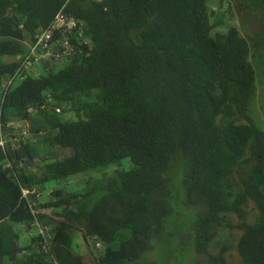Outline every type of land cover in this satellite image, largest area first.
I'll list each match as a JSON object with an SVG mask.
<instances>
[{
  "label": "trees",
  "instance_id": "16d2710c",
  "mask_svg": "<svg viewBox=\"0 0 264 264\" xmlns=\"http://www.w3.org/2000/svg\"><path fill=\"white\" fill-rule=\"evenodd\" d=\"M243 3L264 16V0ZM208 5L0 0V136L18 140L0 145V264H86L73 248L75 230L104 246L96 264H142L172 212L167 174L178 154L186 161L187 202L205 209L195 225L196 252L225 264L229 248L215 255L212 243L221 230L238 228L243 264H264V131L249 115L260 76L253 50L264 62V30L250 38L239 26L217 30L226 20L213 21ZM62 7L84 22L83 35L70 36L75 52L45 63L39 76L24 72L6 89L28 45ZM10 121L25 122L27 131L19 125L12 135ZM48 139L55 149L39 156L34 141ZM58 148L69 155H58ZM111 165L118 167L105 174ZM248 165L236 190L231 179ZM94 171L103 178L90 176L81 190L62 187ZM47 186L53 187L48 201L23 196V189ZM36 222L50 227L49 237L29 234ZM122 229L131 237L114 248Z\"/></svg>",
  "mask_w": 264,
  "mask_h": 264
},
{
  "label": "rangeland",
  "instance_id": "374dc122",
  "mask_svg": "<svg viewBox=\"0 0 264 264\" xmlns=\"http://www.w3.org/2000/svg\"><path fill=\"white\" fill-rule=\"evenodd\" d=\"M209 8L215 11L213 21L223 18L226 20L225 25H222L217 30L226 32L231 26H239L242 29V33L250 38L256 35L258 32L264 30V16L258 12L251 11L244 5L243 0H226L223 4L218 3V0H208ZM254 59L253 64L257 67L259 76V89L258 97L252 102L249 115L255 121L256 125L264 131V62L259 56V52L253 50ZM14 60V59H12ZM18 83V82H17ZM12 127L18 128L20 125L24 127V131H27V124L25 122H12ZM19 126V127H20ZM17 133V129L11 132L12 135ZM19 133V132H18ZM25 141L29 139L27 133L23 134ZM8 143L15 144L18 140L11 136ZM50 140L41 142L34 141L37 146L39 156H43L47 151L54 150L50 146ZM58 155L67 156L69 150L56 149ZM130 161L125 164L128 166ZM36 166V163L33 167ZM185 166L186 161L181 154H178L175 158L172 170L168 172L167 176L170 178L171 186V208L172 212L165 217L163 234L151 239L152 250L144 253L143 257L139 260L142 264H214L208 255L198 254L195 249L196 231L195 225L201 214L205 213V209L199 205L188 203L186 198V186L185 180ZM117 165H111L104 171L105 174L111 175L114 173ZM251 165H248L239 173L235 174L231 179V185L236 190H242L241 178L247 176L251 172ZM91 173H85L77 177H71L62 187H66L68 190H81L86 185L85 180L91 177L103 178L101 173L96 171ZM105 180V179H104ZM54 187V184L52 185ZM52 186H47L46 189L40 190L42 193V202L49 200L51 197ZM44 191V193H43ZM44 194V195H43ZM104 194V191H98L91 195V206H93L97 200ZM248 218L250 221H254L258 215L254 205L249 207ZM48 210L42 211L43 214H47ZM51 219L57 220L55 214L50 213ZM232 222L237 223L236 216H231ZM132 231L129 229L121 230L117 233L116 241L112 247L117 248L121 241L131 237ZM243 232L238 228L223 229L216 240L213 241L211 247V253L217 255L222 247L227 246L229 251L226 253L225 264H243V259L236 249L237 242L242 236ZM73 235V248L77 254L84 256L86 264H96V257L103 252L104 246L101 249L96 244L95 239L89 238L88 242L85 241L83 233L75 230Z\"/></svg>",
  "mask_w": 264,
  "mask_h": 264
},
{
  "label": "built area",
  "instance_id": "2783aa9c",
  "mask_svg": "<svg viewBox=\"0 0 264 264\" xmlns=\"http://www.w3.org/2000/svg\"><path fill=\"white\" fill-rule=\"evenodd\" d=\"M83 23V20L77 18L76 16L69 15L66 13L65 7H62L56 14L54 22H52L47 29L42 30L39 34L37 33L36 42L28 45V54L25 56L23 61V67L18 70L15 76H12L7 82H5V88L9 89L16 81V78L21 76L24 72L39 76L44 70L42 68L45 63L53 60L58 61L60 59H64V57L70 56L74 53L76 45L72 44L70 36L74 32L79 36H82L84 33ZM57 34L58 37L54 40ZM56 50L59 52H56ZM46 108V105L42 106V109ZM29 111H33V108H30ZM15 129H17V127H15ZM9 136L11 135L4 132L2 133L0 136L1 146H5L9 142ZM23 196L32 197V200L36 198L38 201H41L43 197L40 190L33 188L23 189ZM33 213L37 214V211H33ZM33 227L37 228L29 231L31 236L36 233H40L49 237V226L36 222ZM96 244L101 249L102 244L100 242H97Z\"/></svg>",
  "mask_w": 264,
  "mask_h": 264
},
{
  "label": "water",
  "instance_id": "95a60500",
  "mask_svg": "<svg viewBox=\"0 0 264 264\" xmlns=\"http://www.w3.org/2000/svg\"><path fill=\"white\" fill-rule=\"evenodd\" d=\"M37 107H39V104L37 105ZM26 164L28 166H34V164H35L34 159L29 158L28 160H26Z\"/></svg>",
  "mask_w": 264,
  "mask_h": 264
},
{
  "label": "clouds",
  "instance_id": "9594fccd",
  "mask_svg": "<svg viewBox=\"0 0 264 264\" xmlns=\"http://www.w3.org/2000/svg\"><path fill=\"white\" fill-rule=\"evenodd\" d=\"M31 199H32V197H31Z\"/></svg>",
  "mask_w": 264,
  "mask_h": 264
}]
</instances>
